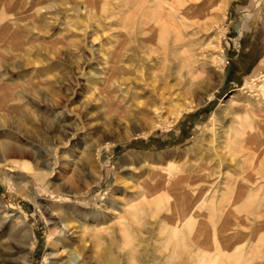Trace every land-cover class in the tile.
Here are the masks:
<instances>
[{"label":"rangeland","instance_id":"obj_1","mask_svg":"<svg viewBox=\"0 0 264 264\" xmlns=\"http://www.w3.org/2000/svg\"><path fill=\"white\" fill-rule=\"evenodd\" d=\"M226 1L0 0V243L30 229L31 264L82 249L91 264H264V0ZM199 14L198 70L140 82V39L195 33ZM51 143L89 155L66 188L32 154Z\"/></svg>","mask_w":264,"mask_h":264},{"label":"bare ground","instance_id":"obj_2","mask_svg":"<svg viewBox=\"0 0 264 264\" xmlns=\"http://www.w3.org/2000/svg\"><path fill=\"white\" fill-rule=\"evenodd\" d=\"M225 3H227V1ZM194 18L195 19L192 25L196 26V32L195 33L192 32V33H188L184 35L185 37H188L187 38L188 41H186L183 35L179 34V35L173 36L170 33H168L166 30H162L160 31V33L158 32V34L154 38L147 37V39H140V82L147 83V77L145 73L146 71L148 72V70H152L154 76H165L170 72L171 68H174L177 66L178 67L185 66L186 68L194 69L195 71L198 70L196 66L198 56L199 58L201 57L204 59V53H206L208 47H210L211 45L209 43H206V39L204 38L205 33H207V31L210 28V25H209L210 21L208 22L207 16L201 15V14H199V16L194 17ZM174 30L173 32L176 31ZM140 35H143V34L140 33ZM196 35H201V38L199 40L193 41L191 37H194V36L196 37ZM193 42L197 44V47L199 46V52H197V50L195 49L193 53L190 52L189 54H185L183 52V49L187 46V43L192 44ZM147 43L152 44L153 45L152 47L155 46V48L148 49ZM114 56L115 58H119L118 54ZM114 64L115 63L110 64V68L111 67L114 68ZM110 78H114V74L111 76V73H110V75L106 77L104 80L107 81ZM120 79L123 80L124 82L126 81L125 79H123V77ZM142 88L143 87L140 85V90H143ZM215 117L216 116L214 115L213 116L214 121L212 120L214 123L217 122L216 121L217 117L216 118ZM236 124L237 123L235 122L234 123L230 122L229 126L221 129V133L219 134V137H217V140H219V143L226 145V144H230L233 142L234 140L233 134L235 133V137L237 136L235 129L237 128L238 124L237 125ZM239 125L241 124L239 123ZM62 129L64 130V133L68 135V137L70 136L75 137L78 134L77 132L78 130L76 126H74L73 123L72 125L67 124L65 126L63 124ZM20 144H16L14 147L18 148V150L28 151V148L23 149ZM10 147L12 146L7 143L4 145H0V152L1 154L3 153L2 159H4L5 153ZM60 149L55 148V145L51 143V144H47L43 148L41 147L39 149H36L35 151L32 152V154L33 156L39 159L46 158V160H44L46 162L43 163V166H45L48 170H51L52 172L56 170V168L61 167L62 169V172L60 173L61 177L59 178L57 177L56 182L58 183V185L66 188L69 185H71L72 181L76 178L75 176L79 174L82 170V166H83L81 164L83 160L82 155H84V157H87V158L89 155L85 153L84 148L83 150H81L82 152L79 155L73 154L74 152H71V150H67V151L62 150L63 151L62 152ZM66 153L70 155L65 156L64 154ZM96 159H98V156ZM36 181H39V180H36ZM34 184L35 183L33 182V185ZM25 197L31 199L32 202L35 203L36 205H39L37 196L34 195V193H32V189H31V193L29 192V194ZM198 205L199 204L196 203L194 206H192L191 208L192 211L190 212V214H187L184 217L183 222L188 221L191 218V216H193V213H195L194 211H196V209L198 208ZM0 206H1V199H0ZM52 217H53L52 215L49 216L50 219H53ZM5 223L6 221H3V220L0 221V233L3 231V228L6 225ZM54 228H56V224H54L53 230L50 233V237L48 240L51 246L50 248H52L51 250H54L56 248V241H55L54 236L63 234L62 231L59 234L54 232L55 231ZM26 232H27V244H26V241L23 240V238L21 236H18L16 233H14L13 235H10V237L5 238L0 243V264H31L32 252L34 249V239H33V235L30 229L27 228ZM82 250H83L82 255L84 256L82 255L81 256L84 257V259L87 258V260H89L87 261L88 263L82 261V257L80 259H78V257L76 258L72 257L70 260L63 261L61 263H58L59 261L58 262L51 261V260H54L56 256L58 255L54 251L51 254H47L44 256V262L45 264H91L90 261L92 260V256L88 253V250H85V249H82ZM15 256H20V259L23 262L18 261Z\"/></svg>","mask_w":264,"mask_h":264},{"label":"built area","instance_id":"obj_3","mask_svg":"<svg viewBox=\"0 0 264 264\" xmlns=\"http://www.w3.org/2000/svg\"><path fill=\"white\" fill-rule=\"evenodd\" d=\"M227 63V62H226Z\"/></svg>","mask_w":264,"mask_h":264}]
</instances>
